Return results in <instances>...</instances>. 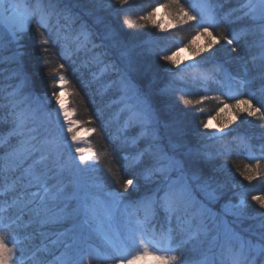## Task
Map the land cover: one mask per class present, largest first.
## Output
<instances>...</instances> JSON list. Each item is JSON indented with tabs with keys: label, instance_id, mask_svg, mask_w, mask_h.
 <instances>
[{
	"label": "trees",
	"instance_id": "1",
	"mask_svg": "<svg viewBox=\"0 0 264 264\" xmlns=\"http://www.w3.org/2000/svg\"><path fill=\"white\" fill-rule=\"evenodd\" d=\"M44 2L47 3V0ZM168 2L130 0L121 7L113 0H51L53 12H60L65 17L61 20L59 16L58 24L82 30L86 42L101 58L108 60L105 63L112 62L122 69L128 84L151 105L153 113L157 112L160 123H178V151L172 156L180 161L181 171L187 177L206 182L208 193L214 197L211 202L207 201L204 191L192 183L191 191H196L194 197L197 201L217 212L218 216H225L220 210L243 199L245 204L241 214L226 217L227 222L235 234L263 249L264 210L252 197L264 195V171L251 183L239 173L245 164L254 165L259 160L264 165V120L231 107L238 99H251L253 105H264L259 91L264 86V57L259 56L256 46H251V25L244 22L249 17L245 18V10L240 9L243 1L180 0V4L198 18L186 24L173 19L174 8L163 7ZM206 5L211 9L214 21L211 24L203 16ZM157 7L161 8L160 17L154 12L150 20H138V17ZM126 19L136 20L137 23L131 28L126 27ZM162 20H167L169 26L162 27ZM197 23L207 26L213 36L233 39L232 46L237 47L238 52L232 53L223 40L207 48L209 37L197 35L200 30L196 27ZM56 26L40 23L33 15L28 31L14 45L0 27V230L6 234L9 247L16 249L15 264H73L70 259L72 253L63 242L69 230L71 234L76 232L72 227L77 223V214L71 211L67 215L58 214L59 210H52L49 205L40 206L39 199L32 195L34 189L39 190L40 183H46L49 189L54 187L56 179L53 172L58 161L41 163L43 155L39 150V141L35 147L26 146L27 139L14 131L15 123L9 105V100H13L17 102L16 110H23V106L33 105L34 96L51 97L54 102L53 93H58L59 75L67 81L63 89L75 121L89 131L95 129L90 131L88 143L96 154L94 158L102 183L117 194H129L130 190H123L122 182L126 179L135 181L139 192L130 195H137L139 197L136 198L141 200L137 203L132 201L140 220L145 221L150 216L145 223L148 237L152 239L148 241L150 248L164 254L169 246L174 247L185 264H262L248 250H232L224 241L221 243V246L225 244L223 257H219V250L215 252L213 248L214 251L193 258L190 244L196 239H190V233L197 230V222L192 218L195 224L190 226L189 211L186 218L178 222L175 217L167 216L158 203L153 204H158V207L149 211L140 207V203L145 204L151 195L156 200L162 196V192L156 196L148 193L149 187L145 189L142 184L147 179L152 180L151 177L146 178L147 170L154 168L155 164L146 162L144 158L142 160L140 156L136 158L134 153L125 154L128 153L127 143L135 144L138 139L129 134L136 131H133L135 125L129 122L128 117L118 129L110 125L113 118L107 99L103 100L106 87L98 88L93 84V76L77 59L73 44L69 41L62 43L54 36L52 31L56 30ZM3 34L6 40L2 38ZM179 48L186 49L196 63L195 70L208 77L200 78L204 87L201 84L202 87L189 91L167 89L172 76L168 69H176L174 53ZM162 55L171 56L174 63L162 60ZM60 64L64 66L62 71L57 70ZM103 75L104 72L97 76ZM226 76H243L247 89L234 91L226 87ZM9 93H14V96H9ZM202 97L209 99L199 104L185 103L187 100H201ZM218 101H223V104ZM237 112L240 114L237 115ZM208 119L217 129L227 131L211 144ZM221 143L226 144L227 151L209 156L196 152ZM153 176L154 179L159 178L158 175ZM188 227L193 229L187 231ZM154 228H157V233ZM154 242H158L157 245ZM118 259L115 254L95 252L85 255L82 264H115Z\"/></svg>",
	"mask_w": 264,
	"mask_h": 264
},
{
	"label": "rangeland",
	"instance_id": "2",
	"mask_svg": "<svg viewBox=\"0 0 264 264\" xmlns=\"http://www.w3.org/2000/svg\"><path fill=\"white\" fill-rule=\"evenodd\" d=\"M240 1H243V5L240 9L245 10V12H243L245 15L248 12L246 5L252 4L259 9L260 0ZM17 3L22 5L20 11L23 12L24 7L34 8L37 0H5L6 7H11L13 4ZM58 14L52 11V14L48 16L46 13L47 18L43 23H48L49 27L57 24L56 30L52 31L54 36L62 43L69 41L70 44H73L72 48H74L77 59L86 67V71L90 73V76H93L91 79L93 84L98 88L106 87L103 100L107 99L106 102L110 110V115L111 118H113V122H111L110 125H115L118 129L124 124V119L126 120V117L129 118L130 123L135 125L133 131H136L134 133L130 132L129 134L130 137L135 135V139L138 138L137 141L134 142L138 147L133 143H127L128 153L125 154L129 156L134 153L136 158L140 156L142 160L144 158L146 162L150 161L152 165L155 164V167L156 165L159 166V164L170 166L166 174L167 180L157 173L156 176L158 175L159 178L154 179L155 176H152V180L144 179L145 184L142 183L143 187L145 189L149 187L150 191L148 193H153L154 196L161 192L163 196L164 193L161 189L165 188L168 183L175 181L176 187L183 188L184 190L187 209L191 215L190 226L195 224L192 220L193 218L194 221L197 222L196 228H206V233L202 232L199 238L190 244L192 246L189 245L193 258L198 256L201 257L207 254V252L210 253L213 248L214 250L216 249L215 252L219 250V257H223L225 244L221 246V243L224 241L225 243L227 242V248L238 251H244V249L248 250L252 257H256L258 262L262 261V264H264V248L262 249L261 247L250 244L251 242L243 240L239 234L234 233V230L230 228L227 222L226 217H236L241 214V209L244 205L240 207H238V205H240L243 199H239L235 205L230 204L220 210L225 216H218L217 212H214L210 208L207 209L203 204H200L194 197L196 191L194 189L192 190L193 192L191 191L192 183L199 190L204 191L207 201L213 200L214 197L211 192L212 195L208 193V185L205 184L206 182L197 180L192 176L187 177L181 171L180 161L175 160L172 156V154L178 151V146H176L179 141L176 140L180 129L178 123L172 121L166 124L160 123L158 119L159 116H156L157 112L153 113L154 111L151 109V105L149 106L147 102L138 95L139 93H136V89L134 90L132 86L128 84L122 69L117 68L112 62V64L110 62L105 63L107 59L101 58L99 53L93 50V46L86 42L85 33L83 34L82 30H73L72 27L60 26L61 23L58 24L57 18L60 16L62 17L61 20H63L65 17L62 16L60 12H58ZM155 15L157 17L161 16L160 7L156 8ZM35 16L37 20L42 23L41 16L39 14H35ZM246 17H249V19L244 22H247V25H251L250 31L252 32L251 35H253L250 42L251 46H256L260 52L259 56L264 57V48L261 47L262 39H264V33L261 32V27L264 26V20L260 19L258 15L255 19L251 14H247L245 18ZM30 19L25 25L24 30L18 32L15 36H13L10 29L0 21V27L3 29L6 36L11 39L12 45L16 44L20 36L28 31ZM165 25L169 26L168 21L162 20L161 26L165 27ZM57 33H59V36H57ZM5 34H3L2 38L6 40ZM75 41H77V43H74ZM74 44L77 45L74 46ZM15 48L18 49V46H15ZM68 52L74 55L72 51ZM174 56L176 57L177 65L175 70L168 69V71L172 73V76H170L168 80L169 84L167 85V89L189 91L202 87L200 86L202 84L200 81L202 76L195 70L196 63L188 55L186 49L179 48L174 53ZM103 72L104 75L102 77L97 76L99 73L101 74ZM225 78L226 87L234 91L247 89L246 83L243 82V80H245L243 76L237 77L240 82L234 80V78L230 76H226ZM204 86L205 85H203V87ZM259 91L261 99L264 102V86L260 88ZM108 93H112V95H107ZM58 96L60 103L68 110L69 119L75 121L74 114L69 108L67 93L59 83ZM34 97L35 98H32L33 105L23 106V111L30 115L25 131L27 132V129L33 130L28 133V135L24 136L27 139L26 146L29 148L35 147V143L39 141V150L43 155L41 163L49 164L52 160L58 161V165L54 172L52 170L56 179L55 185L50 189L52 191L60 190L61 195L55 200H47L45 205L52 207H49L52 210H59L58 214L64 213L67 215L70 211L77 214L75 216V218H78L76 220L77 223L72 227V230L75 229L76 232L71 234L69 230L64 237L66 239L65 242H63V244L66 243V247H69L68 251L72 253L70 259L73 264H82L85 255H92L95 252L107 255L115 254L120 259L129 258L131 255H134L136 251L139 250L140 241L138 238L135 240L131 239L130 233L131 230L137 228V222L142 220L135 214L132 201L137 203L141 200L136 198L139 196L136 195L135 197H131L130 194H137L139 192L137 187L135 185L134 187L130 186V191H128L129 194H117L107 189L100 180L97 163L94 157L90 161L92 164L91 168L80 165L79 160L74 159L76 157V152L74 151L76 147L85 149L84 154L86 155L88 154L87 150L91 149L88 143L90 131L79 123H76L73 126V133H69L66 127H61L65 124L62 115L59 117V122H57V113L60 112V106L56 103V100L53 102L51 97L45 96ZM140 113H147L149 117L148 121L145 122L138 119L137 116ZM207 124L212 134L209 140L210 144L213 140L223 137L227 132L226 130L217 129L213 121L209 119L207 120ZM72 134L77 136V143L71 140ZM29 136L34 137L30 143L28 141ZM50 141L51 143H49ZM205 149L196 152L206 153V155L209 156L211 154H219L227 151V146L225 143H221L220 145H211L210 148ZM38 189L39 190L34 189L32 195L33 193L41 191L40 187ZM151 196L150 198L152 200L157 199ZM86 199L89 204H91L93 200L96 201L100 209V221L90 220L88 223H85L86 217L83 205ZM67 207L70 208L67 209ZM140 207L148 211L152 210V208H146L144 203H140ZM153 207H158V204L153 205ZM181 216L184 217L183 219L186 218L183 213H181ZM149 219L150 216L146 221L148 222ZM101 221L104 230L108 232V236L112 240L111 244L106 241L104 230H101L99 227ZM191 229L193 228L188 227L187 231ZM143 230L146 233L144 239L151 242L152 239L148 237L149 231L146 225ZM154 231L157 233V228H154ZM156 241H158V239ZM157 243L158 242H154L156 245ZM151 249L155 251L154 248ZM160 253L162 254V252ZM242 258L246 260L245 257ZM136 264H158V262L152 257H146L137 260Z\"/></svg>",
	"mask_w": 264,
	"mask_h": 264
},
{
	"label": "snow or ice",
	"instance_id": "3",
	"mask_svg": "<svg viewBox=\"0 0 264 264\" xmlns=\"http://www.w3.org/2000/svg\"><path fill=\"white\" fill-rule=\"evenodd\" d=\"M115 4L120 5L123 7L124 5L128 4L130 0H113ZM22 5L20 4H13L11 7L5 6V0H0V20H7L10 19V17L7 15V13L11 12L13 17H16L18 19V24L14 25L10 28V31L12 32L13 36H15L18 32H22L25 28V25L29 22V19L32 15L39 14L41 16V22L43 23L47 16H50L52 14V11H54V5L51 3V0H47V3L44 2V0H37V3L35 7H24L23 12L20 11V8ZM165 8H174L175 15L173 16V19H175L180 24H186L189 21H197V16L191 14L189 11H187L181 4L180 0H169V2L165 5H163ZM248 8L247 14H251L253 18L255 19L258 15L260 19L264 20V0H260V6L259 9L255 5L249 4L246 5ZM155 9L151 12H148L146 15L138 17L139 21H146L150 20L152 16L154 15ZM170 15H172L170 13ZM203 16L208 24L213 23V17L211 14V9L207 7V5L203 9ZM137 23L136 20H125L124 24L126 27H133ZM143 26V25H141ZM156 27H159V25H156ZM196 27L200 30L197 32V35H206L209 37L210 42L207 43L206 47L211 48L214 44L219 43L221 40H223L227 45L230 46V50L232 53H237L238 48L235 46H232L234 43V40L231 38H226L222 35H216L213 36V33L209 31L207 26H201V24L197 23ZM261 32L264 33V26L261 27ZM57 36H59V33H57ZM187 47V45H185ZM261 47L264 48V39H262ZM45 51L47 49H44ZM161 59L166 62H171L172 57L168 55H162ZM63 64H60L57 66L58 71H62ZM203 79H208L206 75L202 76ZM58 83L61 87H63L64 84L67 83L65 80V77L63 75H59ZM9 96H14V93H9ZM53 99L56 100V103L60 106V112L57 113V122H59V117L62 115L63 119L65 121V124L61 127H66L67 131L69 133H73V126L77 123L76 121L69 119V113L68 110L63 106V104L60 103V99L58 96V93H53ZM204 99H209V97H202L201 100L192 101L187 100L185 103L187 104H199ZM219 103L223 104V101H218ZM9 105L12 109V115L13 120L15 123V129L14 131L17 132L21 136H26L28 133L33 131L32 129H27V132L25 131L27 122L30 119V115L26 113L23 110L17 111V102L13 100H9ZM241 106H243L241 108ZM233 109H240V111L246 112L248 116H258L260 119L264 120V112H262V108H264V105H253L251 99H238L235 104L231 105ZM223 110V109H221ZM237 115L240 113L237 112ZM138 119L142 121H148L149 117L147 113H140L137 116ZM206 126V125H205ZM227 125H225L226 127ZM90 131H95V129H91ZM34 139V137L29 136L28 141L29 143L31 140ZM71 140L74 143H77V136L75 134L71 135ZM51 143V141L49 142ZM35 150V148L33 149ZM76 152V157L74 159H78L80 165H85L86 168H91L92 164L90 161L93 159V157L96 155L94 152H92L91 149H88V154L85 153V149L76 147L74 149ZM170 166H166L163 164H159V166H156L154 168H150L147 170V177L150 178L153 175H156L157 173L160 174V176L164 177L165 180H167V171ZM264 171V165H261L259 160L256 164H245L243 167V171H240V176L243 177L244 180L251 183L254 179H257L261 172ZM135 181L133 179H126L122 182V188L125 192H127L130 188V186L134 187ZM41 191H38L36 193H33L34 197H37L39 199L40 206H44L46 204V201L51 199L55 200L61 195L60 190L57 191H51L46 183H40L39 185ZM163 191V196H158V200L154 201L152 199H149L145 203V207L148 209H151L153 207L154 203H158L159 206L164 210V212L169 217H175L178 222H180L184 217L181 216V213L184 214V216L187 215L188 209L185 201V193L183 188L176 187V182L173 181L171 183H168L165 188L161 189ZM252 200L258 205V207L262 210H264V195H257L253 196ZM244 201L241 200L240 205L238 207L243 206ZM84 213H85V223H88L91 221H100V209L96 203L95 200L91 204L87 202V199L85 200V203L83 205ZM2 211V209H0ZM147 217L145 218V221H138L137 228L131 230L130 238L135 240L139 239V250L136 251L134 255H131L129 258H121L116 260L115 264H136L137 260L146 258V257H152L154 260L158 262V264H182L181 256L176 254V248L169 246L168 249L165 250L164 254H161L158 251H153L148 245L149 242L144 239L145 231L143 230L145 228ZM99 227L101 230H104V226L102 221L99 224ZM206 233V228H197L195 232L190 233V239H198L201 233ZM138 234V236H137ZM104 235L106 241L111 244L112 240L108 236V232L104 230ZM167 235V234H165ZM15 253L16 249L15 247H9V240L6 236V234L0 230V264H15Z\"/></svg>",
	"mask_w": 264,
	"mask_h": 264
},
{
	"label": "bare ground",
	"instance_id": "4",
	"mask_svg": "<svg viewBox=\"0 0 264 264\" xmlns=\"http://www.w3.org/2000/svg\"><path fill=\"white\" fill-rule=\"evenodd\" d=\"M7 15L10 17V19L7 20H0L2 24H4L8 29H10L12 26L18 24V19L16 17L12 16V13H7Z\"/></svg>",
	"mask_w": 264,
	"mask_h": 264
}]
</instances>
